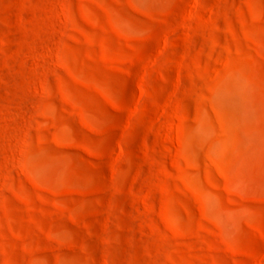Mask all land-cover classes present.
<instances>
[{
  "label": "rangeland",
  "instance_id": "374dc122",
  "mask_svg": "<svg viewBox=\"0 0 264 264\" xmlns=\"http://www.w3.org/2000/svg\"><path fill=\"white\" fill-rule=\"evenodd\" d=\"M0 264H264V0H0Z\"/></svg>",
  "mask_w": 264,
  "mask_h": 264
}]
</instances>
